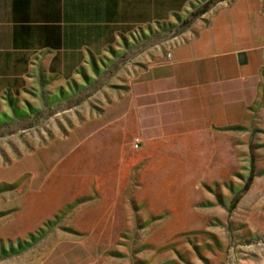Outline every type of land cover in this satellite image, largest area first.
I'll return each instance as SVG.
<instances>
[{
    "label": "rangeland",
    "instance_id": "374dc122",
    "mask_svg": "<svg viewBox=\"0 0 264 264\" xmlns=\"http://www.w3.org/2000/svg\"><path fill=\"white\" fill-rule=\"evenodd\" d=\"M219 1L136 31L96 63L86 89L72 94L70 111L0 108V173L68 132L66 116L80 102L89 105L98 92L169 57ZM198 114L166 141L135 145L121 180L127 201H96L81 190L43 198L29 175L0 176V264H57L71 255L76 264H264V99L247 110L215 106Z\"/></svg>",
    "mask_w": 264,
    "mask_h": 264
},
{
    "label": "crops",
    "instance_id": "0c3cea01",
    "mask_svg": "<svg viewBox=\"0 0 264 264\" xmlns=\"http://www.w3.org/2000/svg\"><path fill=\"white\" fill-rule=\"evenodd\" d=\"M208 2L0 0V108L70 111L72 94L86 89L96 63L136 31L183 20ZM201 17L169 57L98 92L89 105L80 102L66 116L68 132L0 176L29 175L32 192L43 198L81 190L96 201H127L121 180L135 145L168 140L200 109L256 107L264 99V0H220ZM92 104L95 112L87 115ZM71 250L62 251L80 249ZM76 261L71 255L57 264Z\"/></svg>",
    "mask_w": 264,
    "mask_h": 264
},
{
    "label": "trees",
    "instance_id": "16d2710c",
    "mask_svg": "<svg viewBox=\"0 0 264 264\" xmlns=\"http://www.w3.org/2000/svg\"><path fill=\"white\" fill-rule=\"evenodd\" d=\"M203 13H204V12H203ZM203 13H201V14H203ZM252 181H253V177L250 179L248 186H250V184L252 183ZM234 205H235V204H233V207H234Z\"/></svg>",
    "mask_w": 264,
    "mask_h": 264
}]
</instances>
